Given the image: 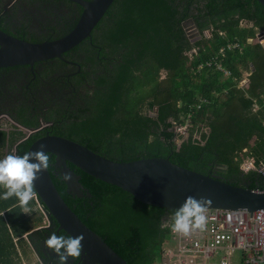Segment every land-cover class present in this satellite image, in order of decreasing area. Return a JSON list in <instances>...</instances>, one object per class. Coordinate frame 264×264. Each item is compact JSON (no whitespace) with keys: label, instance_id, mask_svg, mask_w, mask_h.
I'll return each instance as SVG.
<instances>
[{"label":"trees","instance_id":"1","mask_svg":"<svg viewBox=\"0 0 264 264\" xmlns=\"http://www.w3.org/2000/svg\"><path fill=\"white\" fill-rule=\"evenodd\" d=\"M3 5L0 0V31L33 44L64 37L82 12L69 0H29L28 6L41 12L34 27L16 5L7 10ZM189 20L201 36L198 41L191 42L183 31ZM241 21L250 29L240 27ZM205 32L210 39L203 38ZM254 32L264 33V8L255 0H115L89 38L60 58L33 65V113L52 123L50 135L110 161L163 158L201 175L215 172L233 186L243 187L245 181L246 188L262 191L264 46L247 43ZM217 66L230 76L223 78ZM244 71L249 77L243 90L237 84ZM46 85L58 89L56 96L42 93ZM174 124L188 125V139L179 147L171 132ZM197 132L199 141L193 137ZM45 133L35 134L17 155ZM244 149L248 156L243 158L255 164L245 174L239 170ZM53 164L49 156L54 187L85 226L126 264H160L163 245L172 235L170 227L161 225L175 210L165 219L163 209L139 203L67 164L86 190L82 197L72 196Z\"/></svg>","mask_w":264,"mask_h":264},{"label":"water","instance_id":"2","mask_svg":"<svg viewBox=\"0 0 264 264\" xmlns=\"http://www.w3.org/2000/svg\"><path fill=\"white\" fill-rule=\"evenodd\" d=\"M69 1L78 5L82 12L74 28L62 38L33 44L0 31V69L15 66L32 68L35 63L60 58L62 54L90 37L115 0ZM255 1L264 8V0ZM171 132L175 134L174 128ZM177 136L181 138L182 135ZM42 144L45 145L44 151L54 157L55 175L60 176L66 193L72 196L82 197L86 190L79 183L80 177L67 164L96 180L121 189L139 203L163 209L165 219L168 218V212L178 209L188 196L211 200L207 209L245 210L249 214L264 210V192L233 186L221 178L181 168L167 159L113 162L76 142L50 134L32 142L26 153L37 151ZM174 144L176 145L175 142ZM14 155H17L16 151ZM65 174L71 176V180L65 181ZM39 175L40 178L35 182V191L47 216L57 226V232L62 231L71 237L81 234L84 236L78 264H126L64 203L48 170Z\"/></svg>","mask_w":264,"mask_h":264},{"label":"built area","instance_id":"3","mask_svg":"<svg viewBox=\"0 0 264 264\" xmlns=\"http://www.w3.org/2000/svg\"><path fill=\"white\" fill-rule=\"evenodd\" d=\"M254 40L264 44V35L257 34ZM219 54H223V49ZM182 130L177 128L178 135H186V130ZM241 160L243 172L255 170L252 159L241 156ZM258 172L264 177L263 168ZM206 215L203 231H193L187 237L171 232L169 245L173 249L163 253L160 264H170L164 259L166 255L180 264H264V210L249 214L245 210L207 209Z\"/></svg>","mask_w":264,"mask_h":264},{"label":"clouds","instance_id":"4","mask_svg":"<svg viewBox=\"0 0 264 264\" xmlns=\"http://www.w3.org/2000/svg\"><path fill=\"white\" fill-rule=\"evenodd\" d=\"M45 145H40L35 152H28L22 156L10 154L0 159V187L5 189L0 199L8 200L13 197L18 201L23 213L31 210L29 203L37 197L35 182L40 178V173L49 168V154L44 151ZM65 181L71 176L65 174ZM209 199H196L188 196L183 204L175 210L170 221L162 222V227H170L174 234L187 237L193 231H203L207 223V206ZM81 234L76 237L61 236L52 233L45 245L57 257V264H67V261L79 259L83 250Z\"/></svg>","mask_w":264,"mask_h":264},{"label":"flooded vegetation","instance_id":"5","mask_svg":"<svg viewBox=\"0 0 264 264\" xmlns=\"http://www.w3.org/2000/svg\"><path fill=\"white\" fill-rule=\"evenodd\" d=\"M18 3L19 0H6L3 9L7 10L9 5L11 7V5ZM37 15L38 19L36 21H41V13H37ZM186 22L191 24L190 26L193 25L191 21ZM35 25H38V23ZM34 72H37V70L28 66L0 69V134H3V137L0 135V151L2 152H8V150L18 152L23 144L30 142L35 134L43 130L46 131L45 135L49 134L47 129L52 126V123L45 121L40 114L33 113V104L30 98L32 95L30 86L33 78L29 80V77ZM31 120L37 121L36 126L31 125ZM211 176L222 179L215 172H212ZM243 185H246L245 181H243ZM47 218V227L43 228L45 233L39 238L38 242H34V250H36V256L43 262L42 264H57V257L47 249L44 242L52 233L57 235H61V233L57 232L54 221L50 217ZM67 264H78V259L72 260L70 258Z\"/></svg>","mask_w":264,"mask_h":264},{"label":"crops","instance_id":"6","mask_svg":"<svg viewBox=\"0 0 264 264\" xmlns=\"http://www.w3.org/2000/svg\"><path fill=\"white\" fill-rule=\"evenodd\" d=\"M5 1L6 0H2V2ZM188 25L190 26L191 24H187V22H185L182 26L186 37L191 42L198 41L201 36L199 35L198 39H192L190 32H188V30L186 29V26ZM239 25L240 27L247 29H250L251 27V25L249 23H246L245 21H241ZM257 34L264 35L263 32H254L255 37ZM202 36L205 39H210L209 32H205ZM255 37L248 39L247 43L256 42L254 40ZM260 45L264 46V44ZM236 46L238 45H234V48ZM191 53H194V51L191 50ZM222 70L223 71H217L222 74L223 78L229 77L224 75V72L227 73V71L224 69ZM248 77L249 72L244 71L242 73V79ZM256 110V105H253L251 111L255 112ZM155 114L156 108H154L152 115L155 116ZM188 134L189 132L186 134V136H188ZM193 137H196V135L194 134ZM246 154V150L244 149L241 151V153H239V156L246 157L248 156ZM7 155L9 154H2L1 159L6 157ZM239 170L245 174V172H243L242 170L241 163L239 165ZM243 187L246 186L243 185ZM4 191L5 189L0 187V196L3 195ZM28 207L31 211L28 214H25L19 207L18 201L15 197L8 200L0 199V264H41L39 257L36 256V250H34V242H38L39 238L44 235L45 230L43 228L47 227L46 223L48 220V216L45 212V209L42 207V204L39 201L38 197L34 198L29 203Z\"/></svg>","mask_w":264,"mask_h":264},{"label":"rangeland","instance_id":"7","mask_svg":"<svg viewBox=\"0 0 264 264\" xmlns=\"http://www.w3.org/2000/svg\"><path fill=\"white\" fill-rule=\"evenodd\" d=\"M20 1L21 2L18 3L19 5L18 4H15L18 7L17 11L20 12V13L25 12L26 13V16L29 17L32 20V22L34 24V27H37L38 25H35V24L40 22V21H36L38 19L37 13L39 14L41 12L39 10H37L35 7H33V6L29 7L28 6V1L29 0H27V2H26V0H20ZM25 4H26V6H25ZM9 6L7 8H9ZM189 28H190V30H189ZM186 29L188 30V32H190V35L192 36V39H194V38L195 39L196 38L198 39L199 38V34L195 30V28L193 27V25H192V27H190L189 25L186 26ZM233 45H236V44H233ZM223 51H224V49H223ZM219 69H220V66H217L216 67V70H219ZM250 71H253V70L250 68ZM225 74H226V76H230L228 72L225 73ZM224 78H226V77H224ZM237 86L241 87L243 90L246 89L247 86H248V80H247V78H245V79L243 78L241 80V82H240V85L238 83ZM45 88H46V90L44 89V91L42 92L43 94L45 93V95L52 96V97L56 96V93L58 92V89L56 91H54L55 88L52 87L51 85H46ZM178 127H180L181 129H183L182 130L183 132H184V130H186V134L188 133V128L187 127H185L183 125H178V124L177 125L176 124L173 125L172 128H174V131H175V134H174V142L176 143L177 147H179V145L181 144V142H183V141H185V140L188 139V136H186V135H182L181 138H178V136H177L178 135V131H177V128ZM207 130H208L207 128H204L202 130V132H206L207 133L208 132ZM0 135H1V137H3L2 136L3 134H0ZM195 135H196V137H194V138L199 141L200 140V137H198V136L200 135V132L195 133ZM6 153H8L9 155L12 154V153L14 154V152H11L9 150H8V152H2V151H0V159L2 157V154H6ZM258 169H262V168H258ZM172 249H173V247L171 245H169V243L167 242V243H165L163 245L162 252L165 253V254H167L169 251H172ZM167 257H168V255H166V257L164 256V259H165L166 262H169L170 264H180L179 261H177L175 258H167ZM42 263L43 262H41V264ZM194 264H199V263L195 262Z\"/></svg>","mask_w":264,"mask_h":264}]
</instances>
